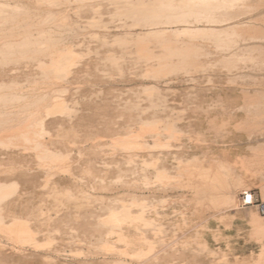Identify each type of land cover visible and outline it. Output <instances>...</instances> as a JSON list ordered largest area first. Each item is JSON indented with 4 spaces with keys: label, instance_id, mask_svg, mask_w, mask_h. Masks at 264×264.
<instances>
[{
    "label": "rangeland",
    "instance_id": "374dc122",
    "mask_svg": "<svg viewBox=\"0 0 264 264\" xmlns=\"http://www.w3.org/2000/svg\"><path fill=\"white\" fill-rule=\"evenodd\" d=\"M108 1L0 0L4 10L20 11L17 19L6 15L0 18H4L0 43L13 40L24 43L25 50L34 47L30 52L14 54L17 58H10L6 69L0 67V75L4 73L0 76L4 81L0 83V119L8 118L6 126L28 123L31 131L43 138L48 151L27 150L18 144L22 148L20 152L16 150L17 155L0 154V264H264V213L238 202L217 206L214 189L206 180V174L226 172L232 187L239 192L251 190L258 201L264 200V0H239L234 6L240 28H259V33L255 30L257 34L246 39L236 33L230 34L229 39L225 35L224 42L209 34L203 37L202 29L213 28L217 19L207 22L208 18L203 17L207 25L202 19L195 20L197 26L195 21L187 23L185 30L201 28V36L198 31L187 33L173 20L164 21L165 26L161 21L156 26H163L170 35L178 34L175 38L171 35V47L170 41H160L162 36L140 39L136 33L145 31L148 25L122 16L123 20L117 21L118 14L102 7L110 6ZM95 3L100 4V12L91 11V18L84 16L81 10ZM87 18L98 20L99 24L90 25ZM226 21L225 25L231 22ZM169 27L172 31L174 28V33ZM58 29L67 30L63 35ZM42 31L54 37L37 39ZM27 32L30 38L25 37ZM108 33L125 36V40L130 39L129 45L103 49V41L113 42ZM232 38L236 43L231 42ZM140 42L151 46L146 51L139 50ZM187 43L197 52L189 58L178 57V52L187 49ZM39 45L50 51L69 47L84 55L87 64L89 60L91 63L77 62L76 69L63 76L54 70L44 74L50 59L44 54L47 52L37 49ZM165 45L169 48L163 49ZM9 54L13 53L6 56ZM0 55L4 57L5 53ZM109 55L121 62L120 68L105 57ZM184 59H195L197 65L185 69ZM110 90L116 92L109 95ZM151 94L154 99L149 101ZM104 106L111 109L105 107L109 109L106 112ZM66 109H72L74 118L79 116L82 121L75 118L69 125L64 121L65 124H57L62 132H54L49 124L51 118H59ZM141 125L158 127V143L151 133L141 139V148L132 143L122 147V141H116ZM111 139L116 141V147L110 145ZM153 152L156 153L152 156ZM135 154L141 158L159 156L160 169L154 170L161 174L155 184H161L149 189L139 183L133 188L134 194L128 193L129 186L125 184L135 182V175L123 170L126 164L121 159ZM196 158L201 165L194 162ZM97 166L100 170L111 168L108 176L105 174V190L100 188ZM200 168L205 171L200 173ZM151 169L148 179L155 180L156 173ZM57 180L59 185L55 184ZM122 205H128L132 214L143 206L144 217L151 222L137 231L128 225L122 229L94 227L108 209ZM252 215L259 220L253 221ZM73 221H78L75 227L70 225ZM20 223L27 225L34 244H25L20 238L16 232ZM139 236L151 243L136 242L130 246L129 239ZM130 249L132 254L127 256L125 252Z\"/></svg>",
    "mask_w": 264,
    "mask_h": 264
},
{
    "label": "bare ground",
    "instance_id": "6f19581e",
    "mask_svg": "<svg viewBox=\"0 0 264 264\" xmlns=\"http://www.w3.org/2000/svg\"><path fill=\"white\" fill-rule=\"evenodd\" d=\"M38 1V0H37ZM70 2H71V0H69ZM88 1V0H87ZM106 1V0H105ZM238 1L239 0H109L108 1V3H109V5L110 6H108V5H103L102 7H105V9H106V7H109V10L108 11H106V12H109V13H111V12H113L114 14H118L120 17L118 18V20L117 21H119V19H120V21H121V16L123 17V19L124 18H129L130 19V21H131V19L132 20H134L136 23H138V22H140L141 24H143V25H145V26H147L148 25V27H146V30L145 31H140V32H138V33H136V36H138V37H140V36H144V38H146V37H148V36H155V37H157V36H162V37H164V38H162V40H161V38H160V41L162 42V41H170V45H169V47H171L172 46V44H171V40H172V36L171 35H173L174 36V38L176 37V35L178 36V34H171L170 35V33H168V32H166V31H168V30H166L165 31V29H164V27L163 26H156V24H158L159 25V23L161 22V21H166V23L168 22L169 23V20H173V21H175V22H177L180 26H178V24H177V26L180 28L181 27V29L183 28V26H184V30H185V27H188L189 25L187 24V23H189L190 24V22H193V21H195V20H197V21H200V19H202V22L204 21V23H206L205 21L206 20H204V18L203 17H207L208 19H207V22L208 21H213V20H215V19H217L216 21H213V24L215 25L216 23L215 22H217V24L215 25V26H213V28H211V26H209L210 27V29L208 30L207 28H208V26H206L207 25V23H206V28H204V27H202V28H204V29H202V31H203V37L205 36L206 38H207V34H209V35H212V37L214 36V37H217L218 38V41L219 42H221V39H223V42H224V36L225 35H228L227 36V38L230 36V34H232V33H236V35L237 34H240L241 36H242V38L243 39H246V37H248V36H251V34H257V32L255 31V30H258V33H259V28L258 27H247V28H243V27H241L240 28V26L241 25H239V23H238V19L236 20L235 18L238 16V14L239 13H237V10H236V8L234 7V6H236V4L238 3ZM6 2V1H5ZM62 2V1H61ZM76 2V1H75ZM81 2V1H80ZM95 2V1H94ZM98 2V1H97ZM104 2V1H103ZM240 2H241V0H240ZM7 3V2H6ZM53 3H57V2H54L53 1ZM77 3V2H76ZM92 4H93V2H91ZM242 3H244V2H242ZM31 4H33L32 2H31ZM69 4V3H68ZM88 4H89V2H88ZM97 3H95V5H91L90 7H86L85 9H83V10H81V11H83V14H85L84 16H86V17H90V14H91V11L92 12H94V13H97L98 11H99V9L101 8L99 5H96ZM103 4V3H102ZM23 5V4H22ZM43 5V4H42ZM45 5V4H44ZM48 5V4H47ZM77 5V4H76ZM80 5H83V3L82 4H80ZM264 5V4H263ZM0 18L2 17V16H4V15H6V16H10V17H12V19H13V17H15L16 19H17V15L16 14H19L18 12H20V11H18V9L16 10V9H13V10H10V12L8 11V10H4L5 8H2L3 6L0 4ZM61 6V5H60ZM89 6V5H88ZM26 7H28V6H26ZM32 7V6H31ZM65 7V6H64ZM72 7V6H71ZM247 7V6H246ZM249 7V6H248ZM16 8V7H15ZM33 8V7H32ZM60 8H62V7H60ZM59 8V9H60ZM68 8H70V7H68ZM250 8V7H249ZM27 9V8H26ZM73 9V8H72ZM71 9V10H72ZM102 9H104V8H102ZM101 9V10H102ZM21 10V9H20ZM76 10V9H75ZM74 10V11H75ZM18 11V12H17ZM23 11V10H22ZM30 11V10H29ZM36 11V10H35ZM53 11H54V9H53ZM105 11V10H104ZM220 11V12H219ZM8 12H9V15H7L8 14ZM57 12V11H56ZM100 12V11H99ZM257 12V11H256ZM263 12V11H262ZM5 13H7V14H5ZM25 13V12H24ZM39 13V12H38ZM51 13H53L52 11H51ZM58 13V12H57ZM63 13H64V11H63ZM103 13V15H104V12H102ZM101 13V14H102ZM108 13V14H109ZM254 13V12H253ZM73 14V13H72ZM56 15V14H55ZM54 15V16H55ZM75 16H77L76 14H74ZM93 15V14H92ZM19 16H20V14H19ZM18 16V17H19ZM47 16H48V14H47ZM59 16V15H58ZM57 16V17H58ZM68 16V15H67ZM66 16V17H67ZM70 16V15H69ZM81 16H83V15H81ZM95 16L96 15H94V18H95ZM102 16V15H101ZM150 16V17H149ZM151 16H153V17H151ZM42 17H43V15H42ZM49 17H51V16H48V19H49ZM78 17V16H77ZM92 17V16H91ZM90 17V18H91ZM104 18H105V16H103ZM108 17V16H107ZM110 17V16H109ZM244 17V16H243ZM25 18V17H24ZM32 18V17H31ZM56 18V17H55ZM65 18V17H64ZM72 18V17H71ZM218 18H224L223 20H218ZM8 19V17L6 18V20ZM11 19V18H10ZM28 19V18H27ZM37 19V18H36ZM35 19V21H37ZM47 19V20H48ZM51 19H52V17H51ZM100 19V18H99ZM122 19V20H123ZM210 19V20H209ZM231 20V22H230V24H224L223 22L225 21V22H227L226 20ZM232 19H235V20H233L232 21ZM3 20H4V18H3ZM2 19H0V26H1V23H2V21H3ZM53 20V19H52ZM66 20V19H65ZM73 20H75V19H73ZM81 20V19H80ZM113 20V19H112ZM9 21H11V20H9ZM15 21V20H14ZM13 21V22H14ZM26 21V20H25ZM25 21H23V22H25ZM67 21V20H66ZM82 21V20H81ZM84 21H86V20H84ZM114 21V20H113ZM116 21V22H117ZM16 22V21H15ZM42 22V21H41ZM56 22V21H55ZM73 22V21H72ZM75 22H77V21H75ZM80 22V21H79ZM83 22V21H82ZM124 22V21H123ZM122 22V23H123ZM175 22H173V23H175ZM201 22V21H200ZM237 22V23H236ZM4 23V22H3ZM8 23V22H7ZM12 23V22H11ZM27 23H28V21H27ZM34 23V22H33ZM32 23V24H33ZM36 23H39V22H36ZM60 23H62V22H60ZM85 23V22H84ZM87 23L88 24H90V25H98L99 24V21L98 20H91V19H89L88 20V18H87ZM171 23V22H170ZM185 23H186V25H185ZM197 23H199V22H197ZM229 23V22H228ZM232 23H234V24H232ZM243 23V22H242ZM247 23V22H246ZM251 23V22H250ZM257 23V22H256ZM4 24H6V23H4ZM9 24V23H8ZM20 24V23H19ZM18 24V25H19ZM81 24V23H80ZM165 24V22L162 24V25H164ZM172 24V23H171ZM175 24V25H176ZM192 24V23H191ZM194 24V26H195V24H196V21L193 23ZM193 24L191 25V26H193ZM202 24V23H201ZM210 25H213L212 24V22H210L209 23ZM14 25V24H13ZM25 25H27V24H25ZM59 25V24H58ZM61 25V24H60ZM154 25H155V27H154ZM161 25V24H160ZM166 25V24H165ZM164 25V26H165ZM174 25V24H173ZM172 25V26H173ZM203 25V24H202ZM255 25V24H254ZM262 25V24H261ZM6 26H7V24H6ZM8 26H10V25H8ZM20 26V25H19ZM28 26V25H27ZM88 26V25H87ZM152 26V27H151ZM169 26V25H168ZM196 26H197V24H196ZM200 26V25H199ZM4 27V26H3ZM11 27V26H10ZM12 27H14V26H12ZM11 27V28H12ZM58 27V26H57ZM60 27V26H59ZM70 27H75V25H70ZM69 27V28H70ZM171 27V26H170ZM169 27V28H170ZM174 27H176V26H174ZM15 28H18L17 26L15 27ZM25 28V27H24ZM37 28V27H36ZM65 28V27H64ZM68 28V27H67ZM179 28H178V30H179ZM196 28V27H195ZM2 29V28H1ZM8 29V28H7ZM78 29V28H77ZM144 29V28H143ZM168 29V28H167ZM187 30H189L190 28H186ZM193 29V30H192ZM201 28H199V31H198V27H197V30L195 29V31L197 32H199V35L198 36H201L200 35V30ZM16 29H14V31H15ZM19 30V29H18ZM45 30V29H44ZM59 30V29H58ZM61 30V29H60ZM59 30V31H60ZM67 30V29H66ZM65 30V31H66ZM85 30V29H84ZM170 30H171V28H170ZM187 30H185V31H187ZM192 30V31H191ZM191 30H189V32H193L194 31V27L193 28H191ZM205 30H207L209 33H204L205 32ZM254 30V31H253ZM0 31H3V30H0ZM5 31H6V29H5ZM26 31V30H25ZM29 31V30H28ZM63 30H61V32H62ZM65 31H63V35H64V32ZM172 31V30H171ZM173 31H174V28H173ZM171 32V33H174V32ZM175 31H177V29H175ZM195 31H194V33H195ZM8 32H9V30H8ZM48 32H49V30H48ZM56 32V31H55ZM58 32V31H57ZM122 32V31H121ZM170 32V31H169ZM252 32V33H251ZM2 33V32H1ZM6 33H7V31H6ZM5 33V34H6ZM15 33H16V31H15ZM79 33H81V31L79 32ZM168 33V34H167ZM187 33H188V31H187ZM14 34V33H13ZM40 35H38V38L37 39H48V38H50V37H52V33H51V35H50V33H49V35L47 34V33H45V31H42V32H40L39 33ZM57 34V33H56ZM85 34V33H84ZM107 33H105V35H106ZM119 34V33H118ZM116 35V34H109L108 33V36L110 37V39H112V41L113 42H111L110 44H106L107 42L106 41H103L105 44H103V49H108V50H110L111 49V47H114L115 45H118V46H120V47H126L127 45H129V41L128 40H130V39H128V40H125V36H124V38L123 37H121V36H119V35H121V34H119V35ZM129 34V33H128ZM181 33H179V35H180ZM185 34H186V32H185ZM205 34V35H204ZM9 35H10V33H9ZM15 35V34H14ZM67 35V34H66ZM123 35V34H122ZM126 35H127V33H126ZM184 35V34H183ZM183 35H182V37H183ZM189 34H187V36H188ZM192 35V37H194V35L193 34H190V36ZM197 35H195L196 37H197ZM19 36V35H18ZM29 36H31V35H29ZM28 36V32H27V34L25 35V37H29ZM57 36V35H56ZM102 36V35H101ZM254 37H256L255 35H253ZM11 37V36H10ZM40 37V38H39ZM41 37H43V38H41ZM54 37V36H53ZM52 37V38H53ZM57 37H59V35L57 36ZM95 37H96V35H95ZM104 37H106V36H104ZM202 37V38H203ZM226 37V36H225ZM237 37V36H236ZM30 38V37H29ZM32 38V37H31ZM36 38V37H35ZM144 38L142 39L143 40V42L144 43H146L145 41H144ZM159 38V37H158ZM185 38H186V36H185ZM230 38V37H229ZM228 38V39H229ZM7 39H9V38H7ZM27 39V38H26ZM75 39V38H74ZM140 39H141V37H140ZM147 39V38H146ZM145 39V40H146ZM155 39V38H154ZM157 39V38H156ZM177 39V38H176ZM187 39V38H186ZM185 39V40H186ZM214 39H216V38H214ZM32 40H35V39H33L32 38ZM104 40V39H103ZM138 40H139V38H138ZM137 40V42H139ZM149 39H147V41H148ZM158 40V39H157ZM178 40V39H177ZM176 40V41H177ZM179 40H181L180 39V37H179ZM183 40H184V37H183ZM236 40V39H235ZM233 38H232V40H231V42H234L235 41ZM62 41V40H61ZM65 41V40H64ZM89 41V40H88ZM93 41V40H92ZM151 41H153L152 39H151ZM156 41V40H155ZM174 41V40H173ZM216 42H217V39L215 40ZM23 42H24V40H23ZM87 42V41H86ZM85 42V43H86ZM230 42V43H231ZM34 43V42H33ZM60 43V42H59ZM152 43V42H151ZM157 43V42H156ZM155 43V44H156ZM160 43V42H159ZM173 43H176V42H173ZM229 43V42H228ZM234 43H236V42H234ZM233 43V44H234ZM24 44V43H23ZM23 44L20 42V41H13V40H6V41H4V42H2V43H0V54H3V53H5V56L3 57V55L1 56L0 55V57L2 58V59H0V67L1 66H4V68L6 69V66H7V64H9L10 63V58H12V60L11 61H15V60H13V58L14 59H16L17 57L15 56H13L14 54H16V53H27V52H30V50H32L34 47H31L30 46V48H28V50L26 49H24V47H23ZM147 44V43H146ZM146 44H141V42H140V45H141V47H139V50H148L147 49V45ZM149 44H150V42H149ZM169 44V43H168ZM181 44V43H180ZM179 44V45H180ZM189 43H187L186 44V47H187V45H188ZM29 45V44H28ZM38 45V44H37ZM175 45V44H174ZM229 45V44H228ZM227 45V46H228ZM35 46V45H34ZM40 46L41 45H39L38 47H37V49H39V51H41V52H47V53H44L45 55H48V57H49V59H50V64L48 65V66H46V68H42L43 69V71H44V74L46 73V72H48L49 70H54V72H55V74L56 75H58V76H63V75H66L68 72H70V70L72 69V68H75L76 69V67H77V62H85V64H87L86 63V61L84 60V55L82 56V55H80L79 53H74L75 51H73V49H71V48H67V47H64V48H62V50H57V51H52V49H51V51L49 50V49H46L47 48V46H44V48H41L40 49ZM80 47H81V45H79ZM150 46H151V44H150ZM150 46L148 47V48H150ZM176 46H177V44H176ZM221 46H222V44H221ZM35 47V48H36ZM157 47H159V46H157ZM163 47V49H164V47L166 48H169L167 45H165V46H162ZM162 47H160V48H162ZM174 47V46H173ZM181 47V46H180ZM183 47H185V46H183ZM182 47V48H183ZM83 48V47H82ZM129 48V47H128ZM219 48V47H218ZM24 49V50H23ZM30 49V50H29ZM53 49H55V48H53ZM80 49V48H79ZM162 49V50H163ZM184 49V48H183ZM75 50V49H74ZM138 50V49H137ZM167 50V49H166ZM173 50H175V49H173ZM182 50V49H181ZM197 49L196 48H194L193 46L191 47V44H190V47H187V49H185L184 51H181V52H178V57H182V58H189L194 52H197L196 51ZM224 50V48L222 49V51ZM38 51V50H37ZM77 51V50H76ZM79 51V50H78ZM87 51V50H86ZM153 51V50H152ZM180 51V50H179ZM202 51V50H201ZM217 51V50H216ZM10 52H12L13 54H9L8 56H6V53L8 54V53H10ZM36 52V51H35ZM80 52V51H79ZM136 52V51H135ZM143 52V51H142ZM148 52H150V51H148ZM163 52V51H162ZM172 52V51H171ZM176 52V51H175ZM221 52V51H220ZM226 52V51H225ZM37 53V52H36ZM105 53H107V52H105ZM138 53V54H137ZM137 55L140 57V53L137 51ZM145 53V52H144ZM167 53V52H166ZM215 53V52H214ZM224 53V52H223ZM147 54V53H146ZM172 54H174L173 52H172ZM194 55V54H193ZM197 55V54H196ZM103 56H104V54H103ZM142 56V55H141ZM149 56V55H148ZM151 56H153L152 55V52H151ZM174 56H176V55H174ZM176 56V57H177ZM7 57V58H6ZM23 57V56H22ZM30 57V56H29ZM37 57V56H36ZM107 59L109 58V59H111V61L113 60V57H115L114 55L113 56H105ZM117 57V56H116ZM154 57V56H153ZM35 58V57H34ZM39 58V57H38ZM141 58V57H140ZM142 58H144V56L142 57ZM118 60H119V58H117ZM148 59H150L149 57H148ZM44 60H45V57H44ZM84 60V61H83ZM114 61V60H113ZM120 61V60H119ZM88 62V61H87ZM89 62H90V60H89ZM88 62V64L87 65H89L90 63ZM158 62V61H157ZM222 62V61H221ZM15 63V62H14ZM49 63V62H48ZM47 63V64H48ZM115 67H117V68H120L121 67V62H117L116 60L114 61V62H111ZM159 63V62H158ZM182 63H183V67L186 69V68H191L192 66H196L197 65V63H196V61H195V59H184L183 61H182ZM11 64V63H10ZM41 66L43 65V64H40ZM87 65H83V66H87ZM92 65V64H91ZM179 65V64H178ZM43 67V66H42ZM89 67V66H88ZM87 67V68H88ZM91 67V66H90ZM181 67V66H180ZM2 68V67H1ZM86 68V69H87ZM130 68V67H129ZM173 68H175V67H173ZM3 69V68H2ZM4 70V69H3ZM2 71V70H1ZM0 71V73H2ZM5 72V71H4ZM4 74V73H3ZM3 74H1V75H3ZM42 74V73H41ZM77 74V73H76ZM0 75V76H1ZM38 75V74H37ZM96 75V74H95ZM87 77V76H86ZM104 77V76H103ZM2 78H3V76H2ZM90 78V77H89ZM0 80H2L1 78H0ZM2 82H4L3 80L0 82V83H2ZM6 85V84H5ZM4 85H2V87H3ZM4 88V87H3ZM95 88V87H94ZM60 89V88H59ZM62 89V88H61ZM66 89V88H65ZM93 91V90H92ZM111 92V94L109 93V95H112V93H114V92H116V91H112V90H110ZM155 91H156V89H155ZM158 91V90H157ZM21 92V91H20ZM31 92V91H30ZM109 92V91H108ZM14 93V92H13ZM12 93V94H13ZM16 93V92H15ZM14 93V94H15ZM134 93V92H133ZM155 93V92H154ZM159 92H157L156 93V96L157 97H159V94H158ZM160 93H161V91H160ZM13 94V95H14ZM86 94V93H85ZM88 94H90V93H88ZM87 94V95H88ZM116 94V93H115ZM117 94H119V93H117ZM116 94V95H117ZM135 94V93H134ZM148 94H150V93H148ZM47 95V94H46ZM74 94H71V97L74 99V102H76V99L74 98V96H73ZM84 95V94H83ZM136 95H138L137 93H136ZM152 95V94H151ZM151 95H148V96H151ZM14 96H17V95H14ZM23 96V95H22ZM79 96V95H78ZM155 96V97H156ZM161 96V95H160ZM13 97V96H12ZM152 98H150V100L149 101H151L152 99H154V97H153V95L151 96ZM14 98V97H13ZM79 98V97H78ZM85 98V97H84ZM104 98H106V97H104ZM147 98H149V97H147ZM4 99V98H3ZM88 99V98H87ZM91 99V98H90ZM104 100V99H103ZM86 101V100H85ZM94 101V100H93ZM105 101H106V99H105ZM1 102H4V101H1ZM87 103H89V99L86 101ZM107 102V101H106ZM133 104V103H132ZM110 106V104H107V106ZM134 105H135V102H134ZM107 106H104L103 108H110V107H107ZM135 106H137V105H135ZM135 106H134V108H135ZM254 106V105H253ZM73 107V106H72ZM102 108V110H104ZM106 108H105V111L107 112V110L109 111V109H107L106 110ZM73 109V108H72ZM62 110V114H60V117L58 118V117H52L51 119V121L49 122V124L51 125V128H52V130L54 131V132H59L60 130H61V128L59 127V125L57 126V124H60V123H62V124H65L64 123V121H67V123H68V125L70 124V123H72V122H74V119L75 118H77V119H75V120H77V122H80V121H82V118L81 117H79L78 115V117H75L74 118V116H73V110H75L76 111V109H73V110ZM111 109V108H110ZM94 111V110H93ZM104 111V112H105ZM77 112V111H76ZM100 112V111H99ZM96 113V112H95ZM91 116H92V114H91ZM95 116V115H94ZM25 118V117H24ZM14 120V119H13ZM7 121H8V118H6V119H0V154H2V153H6L7 152V154L8 155H17L18 154V152H16V150L17 151H21V148L20 147H17L18 146V144L20 145V146H23V148L24 149H31V148H34L35 150H39V152L40 153H44V152H48L47 151V147L45 146V144H44V142H43V138L42 137H40V136H38L37 135V133H34L33 131H31L32 129H31V127L28 125V123H25V122H22V121H20V122H18V123H14L13 121V123L12 124H10V125H8V126H6V124H7ZM70 122V123H69ZM89 123V122H88ZM107 123V122H106ZM108 124V123H107ZM107 124H105V125H107ZM112 124V123H111ZM64 126V125H63ZM109 126V125H108ZM62 127V126H61ZM78 127H80L79 125H78ZM105 127V126H104ZM110 127H111V125H110ZM106 129H108V127L106 128ZM125 129V128H124ZM110 130H113V128L112 129H110ZM107 131V130H106ZM62 132V130L60 131V133ZM109 132V131H108ZM111 133V132H110ZM126 133V132H125ZM124 133V134H125ZM148 133H151V137H153L155 140V143H158V135H159V132H158V127L157 126H153V127H144L143 125H141V126H139L136 130H130L129 132H128V134H125V135H127L125 138H122V139H118V140H116V141H122L121 142V145H122V147H123V144H134V145H136V146H140V148H141V145H143V142L141 141V139L143 138V137H145L146 136V134H148ZM115 135V134H114ZM124 135V136H125ZM108 136H111V134H109ZM113 137V136H112ZM110 138V137H109ZM144 140V139H143ZM115 140H110V145L112 146V147H116V144L117 143H115L116 142ZM145 141V140H144ZM105 142V141H104ZM102 143H103V141H102ZM120 143V142H119ZM121 145H119V146H121ZM16 146V147H15ZM135 146V147H136ZM117 147H118V145H117ZM124 148H126V147H124ZM139 148V147H138ZM121 149V148H120ZM135 150H137V148L135 149ZM127 151V150H126ZM138 151V150H137ZM152 151V150H151ZM154 153H156V152H153V153H151L152 154V156L153 155H155ZM133 154V153H132ZM19 156V155H18ZM142 157V155H140V154H135L133 157H131V158H129V159H121L122 161V164H126V166L124 167V166H122V167H124L123 168V170L125 169L126 170V172L128 173L129 171L131 172L132 171V175H133V177H134V175H135V182H127L126 184H125V186L127 185V187L129 186V191H128V193H134L135 194V192L133 191V188L134 187H138V185H139V183L140 184H143V185H145V187L146 188H149V189H152L155 185H158V184H161V182L160 183H156L155 184V182H158L159 180H160V175L161 174H159V172H156L157 170H159L160 168V164H159V156L157 155V156H154V157H149V156H147L148 158H141ZM104 161H106V160H104ZM108 162V161H107ZM194 162H196V163H198V164H200L201 165V161L200 160H198L197 158L196 159H194ZM108 164V163H107ZM124 164V165H125ZM101 165V164H100ZM103 165V164H102ZM102 165H101V168H103V169H106L105 167H102ZM105 166V165H104ZM107 167V166H106ZM127 167V168H126ZM100 167H98L97 166V174L99 175V180H100V184L102 185L100 188L101 189H103V190H105V189H107L108 187L104 184V181H105V177H107L108 176V173H109V169H111V168H107L108 169V171L107 170H100L99 169ZM151 168H153V170H154V168L156 169V168H158L156 171L154 170V172L156 173H154V172H152V173H154L155 174V176L157 177L155 180H152V179H148V178H151V177H149V175H150V169ZM119 169V168H118ZM201 169V171H200V173L201 172H204L203 170H202V168H200ZM120 170V169H119ZM127 170H129V171H127ZM139 170V171H138ZM152 170V169H151ZM66 171V170H65ZM107 171V172H106ZM138 171V172H137ZM208 171V170H207ZM69 172V171H68ZM123 171H121V173H122ZM126 172H124V173H126ZM144 172V173H143ZM133 173H135V174H133ZM142 174L141 175V178H139L140 177V174ZM107 176H106V175ZM144 174V175H143ZM153 174V175H154ZM123 175H126V174H123ZM132 175H131V177H132ZM176 175H178V173L176 174ZM142 176L143 177H146V178H142ZM132 177V178H133ZM154 177V176H153ZM139 178V179H138ZM167 178V177H166ZM131 179V178H130ZM159 179V180H158ZM168 179V178H167ZM172 180V179H171ZM206 180H207V184L209 183L210 185H212V187H213V189H214V193L215 194H213L214 195V201L215 202H218L217 203V206L218 205H228V206H233V205H235L237 202L238 203H240L241 204V200H242V197H243V192H244V190H242V192H239V190L237 189V188H235V187H232L231 185H230V182L228 181V178H227V175H226V172L224 173V172H218V173H214V175H209V174H206ZM128 181H130V180H128ZM132 181V180H131ZM163 181V180H162ZM61 182H58V180L56 181V185H59ZM55 187H57V188H59L58 186H55ZM127 187L125 188V189H127ZM127 189V190H128ZM131 189V190H130ZM239 192V194H240V196L238 197V195H237V193ZM137 194V193H136ZM139 195H145V193H141V194H139ZM2 198V194H1V191H0V199ZM240 201V202H239ZM230 209V208H229ZM143 206H141V208H140V210L139 211H137L135 214H132V211L129 209V207H128V205H122L120 208H117V209H108L101 217H102V219H101V222H100V224H97V225H95L94 227L95 228H99V227H103V226H105V227H118V228H124L125 227V225H128L127 227H129L130 229H136V231L137 230H140V229H142V228H145L147 225H148V223L149 222H151V220H147L144 216V213H143ZM224 210V209H223ZM252 218H253V221H258L259 220V218L256 216V215H252ZM261 222V221H260ZM75 223H78V221H73L72 222V224H70L71 225V227H73L74 226V224ZM264 224V223H263ZM69 225V226H70ZM103 225V226H102ZM13 226L14 227H17V225L15 226L14 224H13ZM75 227V226H74ZM17 230H18V233H19V236H20V238L24 241V243L25 244H28V243H31V244H34L35 243V239H34V237H33V235L31 234V231L30 230H28V228H27V225L26 224H22V223H20V225H18V229H16V232H17ZM109 232H113V231H109ZM124 241H127V240H125L124 239ZM27 242V243H26ZM129 242H130V246H132L133 245V243H151L150 241H147L146 240V238H144L143 236H139V237H136L135 239L133 238H131V240L129 239ZM129 242L127 241L126 243H128L129 244ZM135 245V244H134ZM129 249V248H128ZM135 250L137 249L136 247L134 248ZM125 254H127V256L128 255H131L132 254V252H131V249L130 250H127L126 252H125ZM124 254V255H125ZM136 254H137V252H136Z\"/></svg>",
    "mask_w": 264,
    "mask_h": 264
},
{
    "label": "built area",
    "instance_id": "2783aa9c",
    "mask_svg": "<svg viewBox=\"0 0 264 264\" xmlns=\"http://www.w3.org/2000/svg\"><path fill=\"white\" fill-rule=\"evenodd\" d=\"M241 200L242 206H255L259 211L264 213V200L258 201L251 190H244Z\"/></svg>",
    "mask_w": 264,
    "mask_h": 264
}]
</instances>
